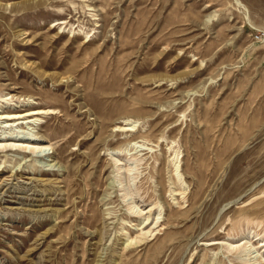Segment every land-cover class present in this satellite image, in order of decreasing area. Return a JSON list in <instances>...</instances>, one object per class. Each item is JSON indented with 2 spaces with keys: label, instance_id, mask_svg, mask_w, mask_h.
Wrapping results in <instances>:
<instances>
[{
  "label": "rangeland",
  "instance_id": "1",
  "mask_svg": "<svg viewBox=\"0 0 264 264\" xmlns=\"http://www.w3.org/2000/svg\"><path fill=\"white\" fill-rule=\"evenodd\" d=\"M32 109L0 264H264V0H0V116Z\"/></svg>",
  "mask_w": 264,
  "mask_h": 264
},
{
  "label": "bare ground",
  "instance_id": "2",
  "mask_svg": "<svg viewBox=\"0 0 264 264\" xmlns=\"http://www.w3.org/2000/svg\"><path fill=\"white\" fill-rule=\"evenodd\" d=\"M46 113H49V111H46L45 109H32L31 111H27L25 113H10V114H4L2 116H0V123H3L2 120L5 119V121L9 122L11 121L12 123L10 124H5L4 127L6 128L7 126H10V128H12L14 126V124H36V120L37 118H34L38 115H41V114H46ZM51 113V112H50ZM129 120V119H127ZM125 120V121H127ZM35 122V123H34ZM134 123V121H133ZM1 126V125H0ZM3 126V125H2ZM134 127L135 125H132V123L130 124L129 121L128 123L125 124L124 127L122 128H119L117 129L118 131H134ZM19 140V139H18ZM30 140V141H28ZM31 140H33L31 137H27L26 138V142H29V143H33L31 142ZM36 143V142H35ZM13 147L10 145L8 148H11V149H15V150H22L24 152H30V153H36V152H42V151H45L47 150L46 147H39L38 145H33V147H29V146H25V147H22V149L20 148L22 145H18L17 143L16 144H12ZM131 145H139L138 142H133L131 143ZM6 146V145H4ZM136 147V146H135ZM142 147H145V146H142ZM2 148V146H1ZM138 148V147H137ZM146 148V147H145ZM148 149V148H147ZM140 150V148H139ZM142 150H146V149H141ZM136 153V152H135ZM47 154V153H46ZM119 154H123V153H119ZM132 154V153H131ZM129 155V154H128ZM41 156V155H40ZM117 160V159H116ZM120 162V161H119ZM121 164V163H119Z\"/></svg>",
  "mask_w": 264,
  "mask_h": 264
},
{
  "label": "built area",
  "instance_id": "3",
  "mask_svg": "<svg viewBox=\"0 0 264 264\" xmlns=\"http://www.w3.org/2000/svg\"><path fill=\"white\" fill-rule=\"evenodd\" d=\"M255 37H256L257 40L260 39V35L259 34H257Z\"/></svg>",
  "mask_w": 264,
  "mask_h": 264
}]
</instances>
